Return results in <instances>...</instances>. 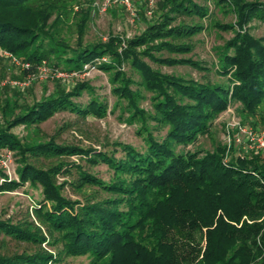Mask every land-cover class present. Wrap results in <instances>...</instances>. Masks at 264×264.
<instances>
[{
    "label": "trees",
    "instance_id": "1",
    "mask_svg": "<svg viewBox=\"0 0 264 264\" xmlns=\"http://www.w3.org/2000/svg\"><path fill=\"white\" fill-rule=\"evenodd\" d=\"M214 4L236 22L214 20L210 7L195 0H159L155 21L139 34L112 35L88 45L83 43L86 12L72 47L59 35L66 8L62 0H0V51L29 63L25 76H34L43 64L68 73L95 65L111 76L116 103L124 105L131 121L141 122L138 134L144 143L139 150L117 142L109 153L54 137L23 142L13 132L63 111L80 119L106 117L107 102H76L94 91L84 81L58 86L33 104L6 99L0 106V151L15 152L18 167L13 177L0 167V193L27 184L40 188L34 213L47 233L28 222L0 218L2 244L7 238L36 247L30 253L0 252V264H51L62 255L90 256L91 264H264V152L227 161V147L187 149L212 133L214 121L232 103L264 119V37L249 30L254 21L264 25V1ZM211 28L233 33L214 64L227 85L187 80L149 64L210 70L184 56L193 51L191 40ZM144 92L150 95L151 112L141 107ZM154 129L164 134L158 139ZM73 156L78 162L68 161ZM100 165L111 172L109 180L88 169ZM59 175L72 179L59 184ZM66 185L79 199L64 195ZM44 243L57 252L45 250Z\"/></svg>",
    "mask_w": 264,
    "mask_h": 264
},
{
    "label": "rangeland",
    "instance_id": "2",
    "mask_svg": "<svg viewBox=\"0 0 264 264\" xmlns=\"http://www.w3.org/2000/svg\"><path fill=\"white\" fill-rule=\"evenodd\" d=\"M131 1L132 8L127 7L122 0H62L66 8L63 11L59 35L69 45L76 47L78 24L81 22L83 13L89 12L90 18L86 26L84 45L108 40L112 35L132 38L142 32L147 24L155 21L159 0ZM195 1L210 7V14L214 16V20L222 23L234 24L236 22L233 14L224 13V11L216 8L214 0ZM204 23L208 25L209 21L205 20ZM249 30L255 37H264V25L259 21L252 22L249 25ZM232 37V32H220L211 28L191 40L193 51L184 57L203 61L210 70L198 71L188 66L161 67L150 61L149 64L165 74L175 75L187 80L194 79L202 82L210 80L227 85L226 78L220 77L215 73L214 64L217 61L220 48ZM20 63H14L6 52L0 51V106L4 105L8 98L16 99L18 104L22 106L33 104L52 94L59 88L58 86H71L82 81L90 84L94 91L85 92L81 98L76 99L77 103L86 106L94 98L109 104L108 115L101 119L93 116H89L87 119H80L77 114L63 111L39 126H18L13 132L21 141L25 142L33 138L49 140L54 137L59 143L92 147L109 153L116 149L114 143L117 142L131 144L139 150L143 149L144 143L142 137L138 134L141 122L137 120L131 121L130 114L123 111L124 105L120 101L119 104L118 102L116 103L117 99L112 93L111 76L108 73L97 68L85 76H74L70 73H64V77L62 76L61 78L48 77L44 80L33 78L34 80L31 81L29 87L20 90L12 87L13 83L25 82L30 79V77L25 76L27 68L23 64L26 62L20 61ZM124 70L131 73L128 65L124 67ZM67 81L69 83H66ZM144 95L146 97L141 102V107L151 112L150 95L146 92H144ZM111 110H113L112 113H110ZM262 118L261 115L248 116L241 112V106L238 103H232L228 110L214 121L212 133L208 136H201L195 146H190L187 149L201 148L212 152L217 147L223 146L227 147L225 157L227 161L242 156L246 153L244 146L239 145L235 141L240 135L238 126H250L253 129L260 130L264 128V119ZM0 123H2L1 110ZM153 132L158 139L164 134V132L159 134L155 129ZM241 137L243 138L242 135ZM14 155L15 152H13ZM251 155L255 156L256 154L251 153ZM78 159L77 156H73L68 161L78 162ZM44 164L46 165L47 162L44 161L41 165ZM17 167L18 162L15 155L9 168L10 176H17ZM88 169L105 180H109L111 177V172L105 165ZM71 179L67 175H59L57 177L59 184H64ZM63 193L74 200L80 197L69 185L64 187ZM41 199L40 188H32L29 184L15 191L0 193V218L34 224L46 234L45 226L41 225L34 213V206ZM2 239L3 237H0L1 253H30L36 250L34 245L14 240L8 241L7 238L5 239L6 243L2 244ZM42 247L49 252H57V250H52L46 243ZM91 261L90 256L72 257L62 255L60 261L51 264H91Z\"/></svg>",
    "mask_w": 264,
    "mask_h": 264
},
{
    "label": "built area",
    "instance_id": "3",
    "mask_svg": "<svg viewBox=\"0 0 264 264\" xmlns=\"http://www.w3.org/2000/svg\"><path fill=\"white\" fill-rule=\"evenodd\" d=\"M122 1L127 7L132 8L131 0H122ZM6 54L11 57L14 63L21 64L17 58L13 57L11 54H8V53ZM103 61H107V59H103ZM23 65L27 69H29L31 66L29 63H24ZM96 69L97 67L95 65H86L84 66L82 73L73 72L70 74L74 76H85L89 72L96 70ZM64 73H68V72L53 70L50 67H48L46 64H43L42 66L38 68L37 73L34 76L30 77L29 80L25 82H15L13 83L12 87L20 89V90H24L25 88L30 86L31 81L34 79L44 80V79H47L48 77L61 78ZM238 129H239L240 135H238L235 141L239 145L244 146L243 148L246 153L251 152L253 154H258L260 152H264V128L257 130V129H253L250 126L239 125ZM241 135L243 136V138L241 137ZM12 162H13V153L11 151L9 150L0 151V167L6 170L9 175H11L9 172V168Z\"/></svg>",
    "mask_w": 264,
    "mask_h": 264
}]
</instances>
